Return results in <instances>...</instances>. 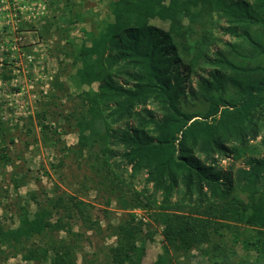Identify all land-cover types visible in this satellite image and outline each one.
<instances>
[{
	"label": "trees",
	"instance_id": "trees-1",
	"mask_svg": "<svg viewBox=\"0 0 264 264\" xmlns=\"http://www.w3.org/2000/svg\"><path fill=\"white\" fill-rule=\"evenodd\" d=\"M101 1L111 19L86 33L72 59L77 83L87 87L78 114H70L77 147H97L101 169L117 184L125 182L124 174L128 185L142 177L143 187L128 205L153 208V221L163 227L165 244L151 264H171L170 250L189 251L207 241L208 221L218 217L244 226L242 247L254 252L252 264H264V154L250 146L260 136L264 150V65H248L236 44L228 45L229 53L210 55L208 41L219 20L224 34L246 43L250 60L264 55V0ZM200 62L208 68L200 70ZM197 69L195 88L186 92ZM194 101L201 111L188 109ZM226 158L242 165L223 168ZM65 204L62 198L54 202L68 214ZM50 217L46 208L32 216L21 211L17 227H0V254L3 245L65 228ZM141 225L131 219L118 226L110 264L132 263L133 255L139 261ZM48 252L51 264H71L64 243L32 248L22 259L36 263Z\"/></svg>",
	"mask_w": 264,
	"mask_h": 264
},
{
	"label": "rangeland",
	"instance_id": "rangeland-1",
	"mask_svg": "<svg viewBox=\"0 0 264 264\" xmlns=\"http://www.w3.org/2000/svg\"><path fill=\"white\" fill-rule=\"evenodd\" d=\"M110 19L107 1L0 0V227L13 229L21 211L32 216L41 208L51 211L52 225L65 227L1 246L0 264H51V252L36 263L25 262L22 256L35 247L50 249L62 243L69 247L71 264H110L118 226L131 219L142 224L136 240L141 251L139 261L133 255V262L125 264H151L162 252L163 227L153 221V208L144 203L128 205L133 191L142 189V177L128 185L124 174L125 182L117 184L101 169L97 147H77V130L70 116L78 114L82 107L79 95L87 90L74 77L75 50L87 32ZM151 24L167 29L158 20ZM221 25L215 20L209 29L210 55L217 49L229 53L228 45L236 44L247 53L248 65H264V55L250 60L246 43L224 34ZM198 64L200 70L208 68L204 62ZM180 71L186 74L183 67ZM198 74V69L189 74L186 92L195 88ZM188 109L201 111L202 107L194 101ZM260 123L264 134V120ZM260 139L250 141V146L263 155ZM230 164L239 167L242 161H221L223 168ZM57 198L67 202L68 214L54 206ZM243 227L221 217L210 218L208 240L189 251L170 250L171 264L254 263V252L242 247L239 232Z\"/></svg>",
	"mask_w": 264,
	"mask_h": 264
}]
</instances>
